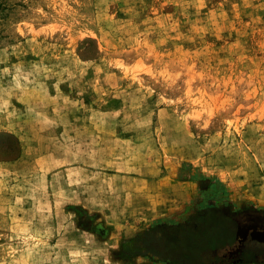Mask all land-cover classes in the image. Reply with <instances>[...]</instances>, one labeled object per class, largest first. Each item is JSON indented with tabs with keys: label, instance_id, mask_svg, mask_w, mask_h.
<instances>
[{
	"label": "rangeland",
	"instance_id": "rangeland-1",
	"mask_svg": "<svg viewBox=\"0 0 264 264\" xmlns=\"http://www.w3.org/2000/svg\"><path fill=\"white\" fill-rule=\"evenodd\" d=\"M252 210L264 0H0V264H233Z\"/></svg>",
	"mask_w": 264,
	"mask_h": 264
},
{
	"label": "flooded vegetation",
	"instance_id": "flooded-vegetation-1",
	"mask_svg": "<svg viewBox=\"0 0 264 264\" xmlns=\"http://www.w3.org/2000/svg\"><path fill=\"white\" fill-rule=\"evenodd\" d=\"M247 216V220L238 222L239 240L231 251L232 254L228 257L233 264L241 261L247 262L245 256L252 257L253 260L264 258V243L252 236L253 233L264 231V212L252 210V212L247 213Z\"/></svg>",
	"mask_w": 264,
	"mask_h": 264
},
{
	"label": "trees",
	"instance_id": "trees-1",
	"mask_svg": "<svg viewBox=\"0 0 264 264\" xmlns=\"http://www.w3.org/2000/svg\"><path fill=\"white\" fill-rule=\"evenodd\" d=\"M201 216H203L202 218L206 220L208 213H205V214L202 213ZM197 221L198 222H191V223L189 221V222H186L185 224H179V225H169V226H165V229L168 231L169 230L174 231L176 228L181 229L183 232V237H184L186 245L192 248L193 246H197V243L200 241L199 239H201L200 238L201 232H203L205 229L202 225V221L200 219ZM210 225H211L210 228H206V230L207 229L211 230L210 233L213 234L215 232L216 227L214 228V223H210ZM131 241H127L125 242V244L130 245L132 243Z\"/></svg>",
	"mask_w": 264,
	"mask_h": 264
},
{
	"label": "water",
	"instance_id": "water-1",
	"mask_svg": "<svg viewBox=\"0 0 264 264\" xmlns=\"http://www.w3.org/2000/svg\"><path fill=\"white\" fill-rule=\"evenodd\" d=\"M239 236H240V234L238 232L237 240H239ZM252 236H253L254 239L258 240L259 242H263L264 243V231L253 233Z\"/></svg>",
	"mask_w": 264,
	"mask_h": 264
},
{
	"label": "crops",
	"instance_id": "crops-1",
	"mask_svg": "<svg viewBox=\"0 0 264 264\" xmlns=\"http://www.w3.org/2000/svg\"><path fill=\"white\" fill-rule=\"evenodd\" d=\"M186 195V194H185ZM183 196H184V194H183ZM183 199H186V197H184Z\"/></svg>",
	"mask_w": 264,
	"mask_h": 264
}]
</instances>
